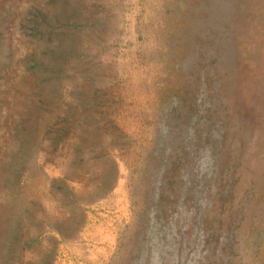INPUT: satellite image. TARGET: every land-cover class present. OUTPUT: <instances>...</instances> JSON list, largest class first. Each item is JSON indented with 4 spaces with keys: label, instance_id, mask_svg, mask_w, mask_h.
<instances>
[{
    "label": "rangeland",
    "instance_id": "rangeland-1",
    "mask_svg": "<svg viewBox=\"0 0 264 264\" xmlns=\"http://www.w3.org/2000/svg\"><path fill=\"white\" fill-rule=\"evenodd\" d=\"M0 264H264V0H0Z\"/></svg>",
    "mask_w": 264,
    "mask_h": 264
}]
</instances>
